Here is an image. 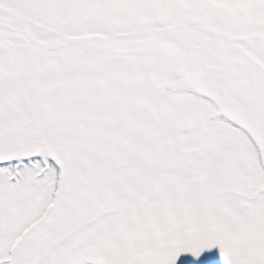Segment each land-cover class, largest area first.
Here are the masks:
<instances>
[{
    "label": "snow or ice",
    "instance_id": "6c2138e0",
    "mask_svg": "<svg viewBox=\"0 0 264 264\" xmlns=\"http://www.w3.org/2000/svg\"><path fill=\"white\" fill-rule=\"evenodd\" d=\"M0 264H264V0H0Z\"/></svg>",
    "mask_w": 264,
    "mask_h": 264
}]
</instances>
